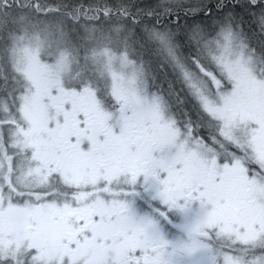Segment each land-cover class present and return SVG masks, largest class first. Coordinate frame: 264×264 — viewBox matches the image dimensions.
Wrapping results in <instances>:
<instances>
[{"label": "snow or ice", "instance_id": "snow-or-ice-1", "mask_svg": "<svg viewBox=\"0 0 264 264\" xmlns=\"http://www.w3.org/2000/svg\"><path fill=\"white\" fill-rule=\"evenodd\" d=\"M0 264H264V0H0Z\"/></svg>", "mask_w": 264, "mask_h": 264}]
</instances>
